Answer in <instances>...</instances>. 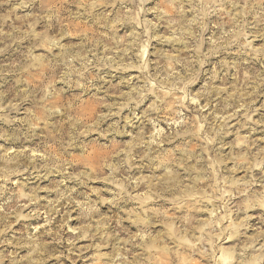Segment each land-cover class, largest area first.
Here are the masks:
<instances>
[{"label": "rangeland", "instance_id": "obj_1", "mask_svg": "<svg viewBox=\"0 0 264 264\" xmlns=\"http://www.w3.org/2000/svg\"><path fill=\"white\" fill-rule=\"evenodd\" d=\"M0 264H264V0H0Z\"/></svg>", "mask_w": 264, "mask_h": 264}]
</instances>
